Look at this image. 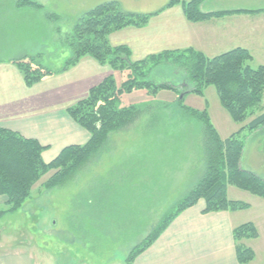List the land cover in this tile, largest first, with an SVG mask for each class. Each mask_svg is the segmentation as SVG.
Returning <instances> with one entry per match:
<instances>
[{"label":"rangeland","instance_id":"rangeland-1","mask_svg":"<svg viewBox=\"0 0 264 264\" xmlns=\"http://www.w3.org/2000/svg\"><path fill=\"white\" fill-rule=\"evenodd\" d=\"M31 1L42 2L47 10L58 15V20L49 27L28 15L19 17L14 14L17 0H0V41L13 32L28 41L33 33H39L44 49L39 50V45L30 52L32 44L29 41L26 53L28 56L40 54V64L51 71L60 69L71 57L70 50L61 44L65 35L78 18L97 4L117 2L124 12L149 14L168 2ZM231 4L253 11L264 10V0H205L199 10L202 13L217 11L220 6ZM244 42L254 51L250 66L264 65V58L253 48L249 27L244 33ZM185 74L171 64H160L151 70L146 80L155 84H171L175 90H161L156 94L136 90L123 94L119 107H136L139 112L137 119L122 130L110 133L99 149L59 185L38 190V186L53 172L42 177L21 209L0 220V232L9 233L2 236L1 242L11 244L14 235L23 238L33 236L35 243L52 254L53 264H74L76 255L79 256L77 259L93 264L112 261L120 264L118 261L121 259L125 262L130 252L129 245L136 241L133 238L138 239L147 233L205 173L204 127L201 121L189 116L185 108L197 112L205 110L221 140L238 132L253 117L264 112L263 92L259 107L252 111L253 116L242 123H235L222 108L213 86L206 87L201 96L180 93L185 90ZM123 75L113 74L116 85L125 80ZM240 138L243 149L239 169L264 181V126L252 132L243 131ZM141 176H144L143 181H140ZM148 185V189L144 188ZM238 192V195L231 193L229 197L238 198L237 202L248 207L233 214L237 218L236 225L250 223L259 236L241 240L239 245L251 246L256 252L248 264H264V199ZM43 241L47 244L43 245Z\"/></svg>","mask_w":264,"mask_h":264},{"label":"trees","instance_id":"trees-1","mask_svg":"<svg viewBox=\"0 0 264 264\" xmlns=\"http://www.w3.org/2000/svg\"><path fill=\"white\" fill-rule=\"evenodd\" d=\"M204 1L169 0L160 10L149 14L124 12L117 2L102 3L78 18L61 41L70 50L71 57L60 69L51 71L42 66L40 55L9 61L27 88L67 72L83 58H90L113 72L124 74L125 80L116 85L113 75H110L92 87L84 99L66 109L70 119L88 133L89 139L83 145L64 148L49 163H45L41 157L47 147L41 146L34 139L24 138L0 127V196L6 198V209L0 214L20 210L31 197L33 187L49 172H53L52 175L37 189L48 190L59 185L99 149L110 133L133 123L139 115L138 109L134 106L119 107L123 94L136 90H145L151 94L161 90H175L171 84H155L146 80L151 70L160 64H171L186 73L185 90L180 93L201 96L206 87L213 86L222 108L233 122L242 123L253 116L252 111L259 107L264 92V66L251 67L252 57L247 50L236 48L213 58H207L193 49L163 51L140 61H132L128 47L112 46L109 43L111 34L127 27L143 28L151 17L175 6H180L185 19L193 23L231 13H202L199 6ZM17 6L41 9L40 5L31 0H18ZM48 17L58 18L54 14ZM185 112L201 121L204 127L205 173L185 197L163 216L157 226L130 250L125 264H133L179 214L200 200L204 202L202 214L246 209L248 205L227 199L228 186L264 199V181L238 167L243 149L240 134L264 126V112L224 140L220 139L213 128L205 110L197 112L185 108ZM232 236L236 243L237 264L251 262L253 251L240 246L239 242L257 238L254 226L250 223L240 225L233 229Z\"/></svg>","mask_w":264,"mask_h":264},{"label":"crops","instance_id":"crops-1","mask_svg":"<svg viewBox=\"0 0 264 264\" xmlns=\"http://www.w3.org/2000/svg\"><path fill=\"white\" fill-rule=\"evenodd\" d=\"M17 2L14 14L19 17L28 15L49 27L58 20L48 17L49 14H57L47 10L40 1L38 4L41 9L18 7ZM214 12L231 13L193 23L185 19L180 6H175L151 17L145 27H127L111 34L108 40L112 46L128 47L132 61H140L163 51L186 49H193L207 58H213L236 48L247 50L253 59L254 51L244 42V33L249 27L253 48L264 58V10L253 11L231 4L220 6L217 11L204 13ZM29 41L32 44L30 52H34L39 45V50L44 49L43 38H40L39 33H33ZM29 41L16 32L6 34L5 39L0 41V56H3L0 57V127L24 138L34 139L41 146L47 147L41 157L45 163H49L64 148L87 143L88 133L70 119L66 109L84 99L92 87L115 72L90 58H83L67 72L27 88L17 69L9 61L27 57ZM143 177H140V181H143ZM149 187L150 185L144 186L146 189ZM231 193L238 195V190L227 187L226 191L227 199L237 202L238 198L229 197ZM5 209L6 198L0 196V213ZM203 209L204 202L200 200L195 206L179 214L133 264H237L236 243L232 236L233 229L238 227L237 218L233 216L235 212L202 214ZM9 214L12 213L0 214V220ZM159 221L140 238L134 237L136 241L129 245L128 251L138 245ZM7 234L9 233L0 232V264H53L52 254L35 243L33 236L23 238L14 235V243L5 245L1 241L2 236ZM42 244L46 245L47 242L43 241ZM246 248L251 249L255 257L254 249L251 246ZM77 257L79 256L76 255L74 264H93ZM118 262L125 264L124 259Z\"/></svg>","mask_w":264,"mask_h":264}]
</instances>
